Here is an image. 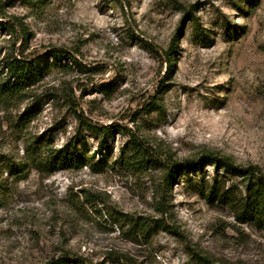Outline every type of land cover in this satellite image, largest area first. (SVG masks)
Returning <instances> with one entry per match:
<instances>
[{
	"label": "rangeland",
	"instance_id": "obj_1",
	"mask_svg": "<svg viewBox=\"0 0 264 264\" xmlns=\"http://www.w3.org/2000/svg\"><path fill=\"white\" fill-rule=\"evenodd\" d=\"M0 21V80L36 65L0 96V264H264V228L216 197L264 178V0H0ZM132 142L141 170L116 163ZM68 144L79 163L31 159Z\"/></svg>",
	"mask_w": 264,
	"mask_h": 264
},
{
	"label": "trees",
	"instance_id": "obj_2",
	"mask_svg": "<svg viewBox=\"0 0 264 264\" xmlns=\"http://www.w3.org/2000/svg\"><path fill=\"white\" fill-rule=\"evenodd\" d=\"M2 29L14 31L13 26H11L9 23L0 21V30ZM52 56L66 57L67 54L59 51H54L52 53ZM5 65V69L7 72L2 80H0V96L3 98V100L8 101L18 97L22 93V91H24L25 87H28L26 84V80H28L31 74H35L36 65L34 64V61H31L30 59L25 60L24 58L16 57H13ZM110 128L111 127L106 129L101 128L98 133H103V137L106 138V134H112V130ZM105 144L106 142L104 139L100 143V148L104 149ZM131 144L132 145L130 149H133L134 153H136V157L138 160H133V154L127 156V153H125L123 149L119 156V160L116 163L120 167H127L128 169L131 167L133 169L141 170L143 168V158L145 155L148 157V155L144 149L140 150L139 148H137L138 144L133 142ZM69 147L70 145L68 144L61 149L55 150L54 152H48L43 156H34V151L32 152L31 159L36 163L37 167L44 168L46 170L53 167V165L55 166V164L57 165L59 161H61L62 163H79L80 157H78L76 155V152ZM139 151L142 153L140 154ZM205 159H207V157H202L198 159L197 162L186 161L180 164L174 162L170 166H168L166 174L167 176L165 179L167 180V182H169L173 180L180 172L185 173L186 171L188 172L191 169H198L199 164H201ZM147 162L150 161L148 160ZM214 162H216L217 164H221L222 168L224 167L228 171L237 172V174H241L244 177L248 175L247 177L249 178L250 175H253V172L251 171H245L244 173V170H238L237 168H233L232 166L219 160H214ZM215 190L217 191V189ZM216 193V197L219 196L220 198L228 201V205H230V208L234 210L239 220L252 221L260 227L264 228V178H258L253 184L252 181H249L246 186V193H248L249 195L243 198H237L232 190H227L223 193ZM66 263V259H60L55 260L50 264Z\"/></svg>",
	"mask_w": 264,
	"mask_h": 264
}]
</instances>
